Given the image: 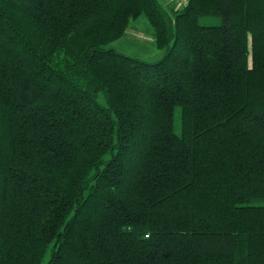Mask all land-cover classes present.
<instances>
[{"label": "trees", "instance_id": "trees-1", "mask_svg": "<svg viewBox=\"0 0 264 264\" xmlns=\"http://www.w3.org/2000/svg\"><path fill=\"white\" fill-rule=\"evenodd\" d=\"M170 11L0 0V264H264V0Z\"/></svg>", "mask_w": 264, "mask_h": 264}, {"label": "rangeland", "instance_id": "rangeland-1", "mask_svg": "<svg viewBox=\"0 0 264 264\" xmlns=\"http://www.w3.org/2000/svg\"><path fill=\"white\" fill-rule=\"evenodd\" d=\"M162 5L171 11H180L174 6L166 3ZM170 11V12H171ZM111 48L116 49L118 52L131 57H138L144 61L155 62L160 60L163 52L158 50L154 44L152 28L145 17H141L136 22L131 23L125 36L116 43L111 45ZM100 101L104 102L103 96H100ZM176 129L180 131V121H176Z\"/></svg>", "mask_w": 264, "mask_h": 264}, {"label": "built area", "instance_id": "built-area-1", "mask_svg": "<svg viewBox=\"0 0 264 264\" xmlns=\"http://www.w3.org/2000/svg\"><path fill=\"white\" fill-rule=\"evenodd\" d=\"M162 3H166L170 6H174L177 9H182L186 7L190 0H159Z\"/></svg>", "mask_w": 264, "mask_h": 264}]
</instances>
